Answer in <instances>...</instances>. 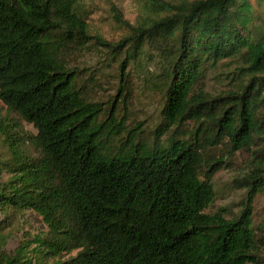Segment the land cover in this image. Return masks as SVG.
<instances>
[{"label":"trees","instance_id":"16d2710c","mask_svg":"<svg viewBox=\"0 0 264 264\" xmlns=\"http://www.w3.org/2000/svg\"><path fill=\"white\" fill-rule=\"evenodd\" d=\"M82 1L0 0V264H264V0H145L114 39ZM135 74L149 136L120 114ZM237 153L240 208L210 210Z\"/></svg>","mask_w":264,"mask_h":264},{"label":"rangeland","instance_id":"374dc122","mask_svg":"<svg viewBox=\"0 0 264 264\" xmlns=\"http://www.w3.org/2000/svg\"><path fill=\"white\" fill-rule=\"evenodd\" d=\"M145 0H83L81 6L88 16L89 28L92 33H97L109 39H114L123 34V25L119 24L114 14H120L123 19L130 22L136 19L138 10ZM115 17V18H114ZM82 63L88 68L99 71L100 77L91 86V97L109 105V99L114 95L117 88V79L113 75L107 62H98V54L90 49L85 54ZM215 76V75H214ZM215 77L210 81L214 83ZM127 104L125 110L120 113L124 116V123L135 124L142 121L139 129L144 131L145 136L154 129L159 118V92L153 85L146 82L145 77L140 74L133 75L129 87ZM0 112H3V105L0 101ZM25 129L34 131L32 126L24 124ZM244 154H236L233 158V165L223 168L214 176V187L216 200L210 210L217 207H225L237 211L240 208V201L244 196L243 189L233 185V178L244 160ZM254 222L256 224L264 221V193L256 196L253 203Z\"/></svg>","mask_w":264,"mask_h":264}]
</instances>
